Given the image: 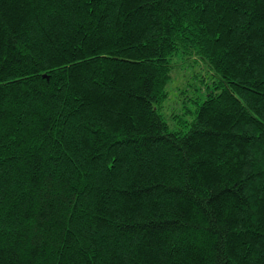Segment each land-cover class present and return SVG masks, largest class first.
Instances as JSON below:
<instances>
[{
    "label": "trees",
    "instance_id": "obj_1",
    "mask_svg": "<svg viewBox=\"0 0 264 264\" xmlns=\"http://www.w3.org/2000/svg\"><path fill=\"white\" fill-rule=\"evenodd\" d=\"M0 264H264V0H0Z\"/></svg>",
    "mask_w": 264,
    "mask_h": 264
},
{
    "label": "rangeland",
    "instance_id": "obj_2",
    "mask_svg": "<svg viewBox=\"0 0 264 264\" xmlns=\"http://www.w3.org/2000/svg\"><path fill=\"white\" fill-rule=\"evenodd\" d=\"M182 58L176 60L175 67L172 71V78L167 86V90L169 96L167 100L163 103L162 115L164 120L168 123L170 128H177L175 121L171 118L172 114L178 115L182 114L185 108L183 105L185 104L186 108H192L191 103H185V99L179 94L180 91L187 88V84L191 83L192 76L195 72L201 71L204 72L205 76L206 72H208L206 66L202 62H198V65L195 67L188 66L186 62H183ZM191 89H188L187 97L190 98L192 91L194 90L195 85L190 86Z\"/></svg>",
    "mask_w": 264,
    "mask_h": 264
}]
</instances>
